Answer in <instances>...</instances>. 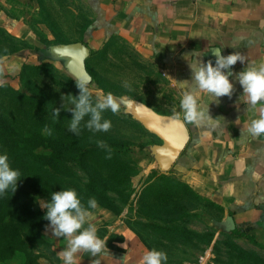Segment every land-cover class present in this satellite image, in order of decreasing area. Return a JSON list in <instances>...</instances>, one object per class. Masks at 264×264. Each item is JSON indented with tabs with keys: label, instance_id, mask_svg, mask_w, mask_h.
Masks as SVG:
<instances>
[{
	"label": "rangeland",
	"instance_id": "1",
	"mask_svg": "<svg viewBox=\"0 0 264 264\" xmlns=\"http://www.w3.org/2000/svg\"><path fill=\"white\" fill-rule=\"evenodd\" d=\"M61 2L0 1V86L3 87H0V107L4 109L3 119L12 124L10 134L0 128V154L6 153L11 167L21 173L16 190L0 196V206L8 210L17 208L21 212L19 216L25 215L22 210H29L36 224L46 223L29 240L21 237L13 255L0 264L29 261L63 264L59 253L66 247V240L53 236L50 222L44 219L47 209L41 204L50 201L51 193L67 188L75 189L85 206L90 198L96 199L97 207L89 209L90 222L97 227L100 238L110 235L106 242H114V247L122 248L124 237L117 230L126 228L149 250L166 252L167 264H264L263 245L225 219L223 209L186 182L174 166L169 171L162 169L159 152L164 141L147 130L133 113L139 102L163 113L164 103L173 102L174 97L157 64L124 40L116 39L117 44L110 42L105 48H93L97 52L87 59L86 68L94 98L111 92L128 103L122 104L117 114L103 113L112 123L106 133L93 134L83 129L86 141L78 143L83 136L68 131L72 112L66 109L73 106L64 103L61 97L75 96V79L67 73L62 61L54 63L50 56L40 59L34 52L39 42L48 37L49 29L59 28L53 30L57 35L77 39L74 30H61L65 20ZM66 19L70 28L74 19L72 16ZM11 22L24 23L28 36L13 35ZM24 61L33 65L42 61L48 66L22 77ZM24 94L29 98L27 105L23 104L27 100L20 96ZM47 96L65 115L63 121L56 122L60 125L50 126L51 136L44 131L46 117L36 112ZM50 106L53 107L48 103ZM57 119H61V114ZM96 140H103L111 147V159L97 147ZM76 146L90 148L87 151L92 154L78 159ZM21 156L24 161L19 159ZM27 164L31 170L26 169Z\"/></svg>",
	"mask_w": 264,
	"mask_h": 264
},
{
	"label": "crops",
	"instance_id": "2",
	"mask_svg": "<svg viewBox=\"0 0 264 264\" xmlns=\"http://www.w3.org/2000/svg\"><path fill=\"white\" fill-rule=\"evenodd\" d=\"M61 14L65 17L61 30H74L77 39L68 36L65 43L44 48L48 53L38 54L40 59L50 56L54 63L62 61L65 67L64 60L53 58L52 46L83 42L92 52L93 48L117 44L114 40L122 39L157 64L174 97L173 102L164 103L161 114L174 117L175 110V118L179 119L182 90L178 82H191L189 64L193 59L204 63L211 60L215 66L212 50L221 49L225 56L238 51L246 61L225 70L234 73L247 64L264 62V0H62ZM66 16L74 19L70 28ZM10 28L18 38L28 36L24 23H12ZM53 30L60 29H49L50 41L56 39ZM194 51L200 55L194 56ZM230 81L233 95L220 97L219 104L199 94L198 99L209 104V114L220 127L186 124L191 139L174 167L194 189L223 209L225 219H232L241 233L264 246V136L253 138L247 134L259 112L247 109V98L235 76ZM117 231L124 237L122 248L106 242L108 254L92 257L81 252L77 264H92L94 260L100 264H141L149 249L130 230Z\"/></svg>",
	"mask_w": 264,
	"mask_h": 264
},
{
	"label": "clouds",
	"instance_id": "3",
	"mask_svg": "<svg viewBox=\"0 0 264 264\" xmlns=\"http://www.w3.org/2000/svg\"><path fill=\"white\" fill-rule=\"evenodd\" d=\"M237 46L234 45L233 48ZM212 53L216 56L215 66L211 60L204 63L200 59H193L189 64L192 74L191 82L187 80L178 82L182 90L180 99L182 120L194 127L205 125H211L213 128L220 127V124L214 122L215 119L209 114V104L202 103L198 96L203 93L212 97V102L217 104L220 102V97L231 98L234 85L230 81V77L235 76L243 89V95L247 98V109L259 112V117L253 119L248 126L247 134L253 138L264 136V62L247 64L238 73L225 72L238 61L245 63L246 57L238 51L226 56L221 54V49L212 50ZM193 55L198 57L200 53L194 51ZM90 81L91 78L88 76L77 78L75 83L79 89V95L69 94L61 97L64 103L66 101L73 106L66 109L72 112L68 131L77 137L83 129H87L93 134L108 132L112 123L104 118L103 113L111 111L113 114H117L121 111L122 104L128 103L124 98H117L111 92L94 98L89 87ZM125 87L131 90L130 85L125 84ZM173 112L175 117V110ZM59 114V108L52 110L54 119H57ZM44 131L49 136L53 134L52 129L47 125H45ZM95 143L97 147L107 153L106 158L111 159V147L103 140H96ZM20 179L21 173L11 167L8 155L0 154V196L5 195L8 191L14 192ZM41 206L47 209L44 219L50 222L49 227L53 236L63 237L66 240V247L59 253L63 264H77L76 257L81 252L89 253L92 257L108 254L107 240L97 235V227L90 222L89 209L97 207L94 197L90 198L85 206L76 190L67 188L51 193L50 201L41 204ZM167 260L166 252L153 248L144 253L141 264H167ZM92 264H100V261L94 260Z\"/></svg>",
	"mask_w": 264,
	"mask_h": 264
},
{
	"label": "water",
	"instance_id": "4",
	"mask_svg": "<svg viewBox=\"0 0 264 264\" xmlns=\"http://www.w3.org/2000/svg\"><path fill=\"white\" fill-rule=\"evenodd\" d=\"M50 51L53 58L65 61L67 72L76 79L81 76L91 78L86 68V61L90 57L91 49L85 43L55 45L50 48ZM133 116L147 130L164 141L160 147L159 156L162 169L169 171L176 164L191 139V133L186 123L182 119L158 113L144 103L138 104ZM229 221L235 226L232 219L229 218Z\"/></svg>",
	"mask_w": 264,
	"mask_h": 264
},
{
	"label": "trees",
	"instance_id": "5",
	"mask_svg": "<svg viewBox=\"0 0 264 264\" xmlns=\"http://www.w3.org/2000/svg\"><path fill=\"white\" fill-rule=\"evenodd\" d=\"M87 29L85 30L86 33ZM55 33V32H53ZM56 39L54 41H50L48 40V38H46L45 41H43L42 43H40L39 47L34 48V52H36L37 54H40L41 56L46 55L48 52L45 51L44 48H48L49 46H51L54 43H65V39L63 37H61L60 35H57L55 33ZM84 39V37H83ZM106 47V46H105ZM104 47V48H105ZM94 50V49H93ZM91 52V56L94 55L97 51H93ZM46 66H48L45 62L41 61L40 65H33V64H28V63H24L22 65V69L20 72V76H24L26 73L32 72V71H38V70H42L44 69ZM95 81L97 83H99V80L95 78ZM3 85V84H1ZM1 87V86H0ZM3 88V87H1ZM99 89H102L101 87H99ZM31 90V89H30ZM32 91V90H31ZM18 94H21L20 92ZM44 94V93H43ZM79 95V89L76 87V92H75V96ZM23 98H25L27 100V102H23V104L27 105L28 104V100L29 98L26 97V95H20ZM39 99H42V97H40ZM31 100V99H30ZM46 101L45 105L44 102ZM45 101H42L41 103L38 104V107L36 108V112L37 113H43V117H46L45 120V125H47L49 128L50 126H52L54 123H56L57 121L60 123L61 121H63L64 119V114L61 112L60 110V114H61V119H54L52 116V110L54 108H57V106L55 105L54 101L52 100L51 97L47 96V99ZM31 102L34 104L36 103L33 99L31 100ZM48 103H51L53 105V107L51 108L48 107ZM4 112V109L2 107H0V128H5L7 129V133L10 134L11 131L10 126H12V124H8L2 116V113ZM57 124V123H56ZM60 125V124H57ZM81 135L83 136L82 139H78L77 142L78 143H84L85 140V136L86 133L84 134L83 132L81 133ZM58 147L62 150H64V148H62L61 144L58 143L57 144ZM90 148H87L85 146H76L75 147V151L78 154V159L79 158H87L88 155H91L92 153H90V151H87ZM19 159L21 160H25L24 157H19ZM28 159V158H26ZM27 168L26 169H30L31 167H29V165H24ZM29 167V168H28ZM3 209H7L4 207L0 206V262H5V260H7L9 257H11L14 253V251L16 250V247L18 245H20L19 240L21 239V237H25L28 240L33 237L32 235H37V233L41 232V230L46 226L45 224H36L35 222V218L33 216V214L29 211V210H22L25 215L24 216H19L21 215L20 210L16 209H10V210H3ZM10 217V218H9ZM7 218H9V220H7ZM40 227V229H39ZM23 264H33L32 261L29 262H25Z\"/></svg>",
	"mask_w": 264,
	"mask_h": 264
}]
</instances>
